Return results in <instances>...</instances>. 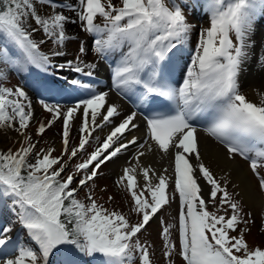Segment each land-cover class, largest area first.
Segmentation results:
<instances>
[{"label": "snow or ice", "instance_id": "1", "mask_svg": "<svg viewBox=\"0 0 264 264\" xmlns=\"http://www.w3.org/2000/svg\"><path fill=\"white\" fill-rule=\"evenodd\" d=\"M253 225L264 0H0V264H264Z\"/></svg>", "mask_w": 264, "mask_h": 264}, {"label": "rangeland", "instance_id": "2", "mask_svg": "<svg viewBox=\"0 0 264 264\" xmlns=\"http://www.w3.org/2000/svg\"><path fill=\"white\" fill-rule=\"evenodd\" d=\"M68 48H69V52H71L75 48V41L70 42L68 45ZM12 80H13V82H15V81H17V78L12 76ZM46 115H47V113L43 109H41V112L37 116L36 115L35 116H36V119L39 120L40 118H42L43 116H46ZM3 143L5 144V146L7 145V142H3ZM104 168L110 172H113V170L111 169L109 164H106L104 166ZM104 179L111 186V179H112L111 176H106V177H104ZM83 192H84V190L81 189V195H83ZM177 207H178L177 203L174 202L171 205V208L165 209V213H169V212H171V209H175ZM259 222H260V219H259V217H257V225L259 224ZM257 225H253L251 232H249L247 234V238H248L250 243H253V244L260 243V244L264 245V231L258 230ZM149 232L151 233V239L154 240L156 242V244L159 246L160 240L157 237V222L155 220L152 221L151 224H149L148 230L145 233V235H147ZM154 259L157 260V264H165L166 258L162 256V253L159 251V247L157 248Z\"/></svg>", "mask_w": 264, "mask_h": 264}, {"label": "bare ground", "instance_id": "3", "mask_svg": "<svg viewBox=\"0 0 264 264\" xmlns=\"http://www.w3.org/2000/svg\"><path fill=\"white\" fill-rule=\"evenodd\" d=\"M70 27L73 28V29H77L78 30V25L73 24ZM258 39H259V36H258ZM257 67H258V65H254L253 73H252V75L249 78V84L248 85H245L246 89H250L249 90V93H248L249 96L251 98H254V99H257L258 98L257 97V93L255 91L256 87L259 84V76H258V73L256 72V68ZM40 112H41V110L37 106L35 115L37 116ZM123 159H125V157L122 156L118 160H114L112 163H109V166L111 167V169L113 170V172L116 170V167L118 166V164L120 163V161H122ZM241 163H242V165L244 167H246L242 161H241Z\"/></svg>", "mask_w": 264, "mask_h": 264}]
</instances>
